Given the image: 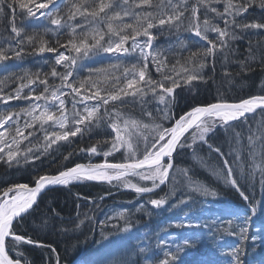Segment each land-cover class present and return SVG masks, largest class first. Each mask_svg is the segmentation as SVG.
<instances>
[{
	"label": "snow or ice",
	"instance_id": "snow-or-ice-1",
	"mask_svg": "<svg viewBox=\"0 0 264 264\" xmlns=\"http://www.w3.org/2000/svg\"><path fill=\"white\" fill-rule=\"evenodd\" d=\"M62 3L67 4V10L63 14L59 7ZM17 6L21 14L33 21H39L40 18L47 19L51 25L57 26V32L61 28L68 27L71 38L63 44L57 39L56 46H52L44 39V34L52 29L45 27L44 34L37 32L28 34L24 28L16 26ZM5 7L9 9L12 17L9 23L14 36L7 38L6 43L0 40V64L10 59L20 60L24 55L36 56L43 53H54L55 59L54 66L50 73L44 74L43 80H40L39 73L34 74L36 79L33 80L26 72L24 76L15 78L20 80L27 78V84H21L6 95L3 94L5 80H0V102L7 105L10 100H25L29 103V107L21 108L17 112L9 110L6 114L0 113V128L3 129L0 131V162L11 167L13 164H19L21 159L26 163L30 160L38 161L40 155L47 153L52 145L59 146L58 142L70 143L72 138L78 136L83 138L85 132L91 133L94 128L104 127L111 132L108 139L98 140L87 148L78 149L80 153H86L91 158L101 155L99 146H106V150L102 152L105 157L102 162L74 163L71 167L59 164L55 174L40 173L39 169H36L37 174L30 178V182L12 183L0 188V264H30L24 253L19 250L22 245L51 248L50 245H44L30 236L18 234V229L28 222L33 233L38 236L40 230L55 227L57 220L64 219L60 211L52 206V201L44 202V206L41 207L44 194L56 187L70 188L84 181L109 184L116 181L124 188L134 190L137 195L151 196L161 185L172 183L173 188L170 193L147 202L158 208L167 203L169 195L176 194L175 174L179 172L186 178L187 192L173 207L191 204L196 194L216 196L215 191L199 181H193L188 176L189 169H181L175 164V159L186 148H192L193 158L200 160L201 158L195 155L194 148L198 143L207 145L210 154H218L221 161L219 171L223 174L224 181L233 187L242 199L248 200L239 183V177L234 178L236 169L233 165L236 161L230 163L219 147L208 143V136L218 126L227 130L232 122L246 121L247 114H255L257 110L264 113V95H252L236 101L217 98L213 103L190 107L178 117L173 109L177 106L176 90L182 85L203 80V69L206 67L211 66L215 72L217 55L230 48L231 42L241 39L238 31L246 33L250 30H264V15L248 19L250 10L258 8L264 13V0H176V2L173 0H0V13H4ZM77 15L90 24H96L97 27L90 28L88 32L78 33L77 29H82L83 26L71 23ZM126 17L133 19L134 22L126 23ZM185 25L187 31L193 33L200 41L206 42L205 47L197 48L188 58L192 62L199 60L197 69L194 70L195 74H190L187 68L177 72L175 65L166 72V60H161L157 53L151 51L155 39L153 30L161 26L175 27L179 30ZM27 48H31V52H28ZM137 51L138 63L124 68L125 86L123 87L105 88L102 94L101 89L97 88V81L91 79L92 70H89V77L83 80L77 81L74 76L79 61L92 54L103 52L112 54L119 60L123 56H133ZM251 51L250 43L249 52ZM150 62L160 79L152 78L149 71ZM252 62H256L255 56H252ZM259 62L264 66V54L260 56ZM55 65H63L65 72H57ZM242 70L251 69L246 62H242ZM13 75L10 74V77ZM230 75L227 71L224 72L226 78ZM49 76L53 79L59 78L60 84H49ZM36 80L44 86L43 91L34 95L35 90L30 89L27 95H22L23 89L34 84ZM116 82L119 84L120 78H117ZM81 89L84 91L81 92ZM149 94L157 99L163 108L157 107L155 115L151 111L144 110L142 114L147 123L143 120L125 119L122 111L115 107L117 104L124 105L127 97H132L133 100L139 97L143 104L144 98ZM67 96H72L71 120L66 114ZM40 101H43V104L39 103ZM49 101L58 103H49ZM77 104L81 105L80 109H77ZM110 106L111 111H109ZM21 113L30 118V120L25 119L23 127L18 122ZM46 124L59 130L46 132L44 153L35 155L31 148L26 149L24 153L12 149L13 144L19 145L18 137L27 140L28 136L34 135L37 125H39L38 130L46 131ZM13 125H15L14 134L7 135L8 128ZM130 126L137 130L135 139L132 133L128 132ZM25 129H33V131H29L25 136ZM114 153H122V160L110 161L108 157H112ZM74 155L76 150L64 155L63 161L71 163V157ZM254 168L260 169L261 178L264 179V165L255 164ZM129 176H138L141 181H151V186L132 183L128 180ZM142 208L141 205L138 210ZM252 211L254 212L255 209L253 208ZM126 215L125 209L100 221L102 233L103 227L110 224L114 218L125 220V226L119 228L118 225L112 224L113 228L120 233H130L131 224L127 223ZM32 217L35 219L30 221L29 218ZM186 218L187 214L181 218L186 221L183 226L201 227L198 219L190 222ZM233 218L240 219L234 214ZM249 219L250 217H245L241 223L235 225L229 221L231 234H238L242 242L248 239L246 225ZM83 222L80 220L76 227ZM204 227L210 226L204 225ZM59 230L67 231L63 227ZM189 245L190 241L185 239L183 246L177 244L176 251L173 252L168 249L167 240H159L158 247L163 252V258L156 264H175L178 259L176 253L183 251V247ZM51 251L56 252L54 248H51ZM145 252L146 249L139 247V244L129 246L124 255L114 257L110 264H136L132 257ZM242 253L243 249L239 245L232 248L228 253L230 264H243ZM56 261L59 264L58 254ZM145 264L151 262L146 260Z\"/></svg>",
	"mask_w": 264,
	"mask_h": 264
},
{
	"label": "trees",
	"instance_id": "trees-1",
	"mask_svg": "<svg viewBox=\"0 0 264 264\" xmlns=\"http://www.w3.org/2000/svg\"><path fill=\"white\" fill-rule=\"evenodd\" d=\"M173 2H176V0H173ZM59 7L62 14L67 10V4L65 3H63ZM220 7L222 10V5H220ZM20 13L21 12H19L18 15H20ZM261 15H264V13H262L258 8L255 10H250V12L248 13V19L259 17ZM11 19L12 17L9 13L8 8L4 10V13H0V40H4L5 43L7 42V38H11L12 36H14V34L11 33V24L9 23ZM125 22L133 23L134 21L133 19L126 17ZM15 23L17 27L24 28L28 34H32L33 32L44 34V29H41V27L43 26V24L50 22L44 21V23H41V21H34L36 25L31 26L30 28L23 26V20L21 18H15ZM71 23L74 25L83 26L82 29H77L78 33L80 31L88 32L90 28L97 27L96 24H90L89 21L81 19L78 15L76 16L74 21H71ZM1 25H3V29L1 28ZM29 25L32 24L30 23ZM153 35L155 36V39L153 41L154 48L151 51L157 53L161 60H166V72L175 65L177 72L182 71L181 68L185 67L188 69L190 74H195L194 70L197 69V67H195L193 65V62L189 61L188 58L190 57L192 52H195L197 50V48L205 47L206 42L200 41L199 38L195 37L193 33L187 31L186 25L182 26L179 30H177L175 27L170 28L168 26H161L153 30ZM238 35L241 36V39H237L234 42H231L230 48L225 49L223 52L217 55L215 72H213L211 66L206 67L203 69V80H196L189 85H182L181 88L176 90L175 95L177 106L173 109L174 113L182 114L190 107L213 103L217 98L236 101L238 99L247 98L248 96L252 95H264V90H262V85H264V70H262V67L264 66H262L259 62L260 56L264 54V30H250L246 33H240L238 31ZM69 38L71 37L68 34H65L62 28L57 32L56 27H53L52 31H48L46 34H44V39H46L52 46H56L55 41L57 39H59L61 44H63ZM13 43H15V41H13ZM250 43L252 49L251 53L249 52ZM26 50L28 52H31L32 49L27 48ZM73 55H75V53H73ZM252 56L256 57L255 63L252 62ZM54 59V55H24L18 62V68L5 71V74H3V77L0 79L3 80L8 77V79H5V81L8 83L18 82L19 85L27 84V78L23 80L15 78L17 76L22 77L27 72L30 74L33 80L36 79L34 75L36 73H39L40 80H43L44 74L50 73L52 67L54 66ZM149 59L151 61V57ZM194 62H199V60L197 59ZM242 62H246L248 68L251 70H242ZM136 63H138V59L135 57L126 56L124 57V59L119 60H117L116 58H111V60H109L107 64L102 63L89 69L87 67H78L76 72L74 73V76L76 77L77 81L83 80L89 77V70H92L91 79L93 81H97V88H100L102 94H104L103 89L105 88L111 89L112 87L125 86V82L123 80L124 68L130 67L132 64ZM113 65H116L117 67L114 68L112 67ZM55 67L57 72H65V68L63 67V65H55ZM149 71L151 72L153 79H160V76L155 72V69L151 62L149 63ZM225 71L231 74L227 78L224 76ZM10 74L14 75L10 77ZM117 78H120L119 84H117L116 82ZM48 83L60 84V80L59 78L53 79L49 76ZM33 85L35 86L34 94H39L43 91L44 86L39 83V80H36ZM17 86L18 85L16 84L11 85L5 90V93L11 92ZM4 87L5 84L3 86V89ZM83 91L84 89H81V92ZM27 94L28 91L27 88H25L22 92V95ZM153 99V96L149 94L144 98V103L141 104L139 97H137L135 100H133L131 97H128L127 102L125 103V105H123V107L119 104L115 105V107L120 109L121 111L126 108H133L132 115L144 117L142 114L144 110L156 113L157 107L163 108ZM65 108L67 110L66 114L69 115V119H71V113L73 111L72 96H67L65 101ZM80 108L81 105L77 104V109ZM109 111H111V106L109 108ZM0 113H3L1 109ZM23 125L24 124L22 122V127ZM230 128L234 127L231 126L227 130L221 127H217L213 138L209 139L211 140V143L215 147H219L222 152H229V154H231L229 155L230 162L236 161L234 165H238L239 162L243 163L245 160L244 158L247 159L250 155L249 144L253 141V139L251 138L249 140H246L245 138H240L239 140L238 135L232 134L237 133L238 130L235 129L231 132V134H229L230 130H232ZM36 129L37 130L34 131V135L28 136L27 140L18 137L17 139L20 140L19 148H15L16 145L13 144L12 149L14 151L18 150L20 153H22L25 152L26 149L31 148L35 155L44 153V149L46 146L44 136L46 135V132H51L59 129L49 127V125L47 124L45 125L46 131L38 130L39 125L36 126ZM29 131H33V129H25V136L28 135ZM110 132V129H105L104 127L100 129L94 128L91 133L85 132L83 138L79 136L72 138L70 143L58 142L59 146L52 145V147L48 149L47 153L40 155V160L38 161L30 160L26 163L24 159H21L19 164H13L11 167L6 164L4 165L3 162H0V188L7 187L12 181H20L23 183L30 182V178L37 174V172L35 171L36 169H39L40 173L49 172L55 174V171L57 170V166L59 164H64L67 167H70L74 163L78 162L99 161L102 155V151L106 150V146H99L101 155L92 156L91 158L86 153H80L78 149L87 148L92 144H95L98 140L108 139ZM237 140L238 144H236ZM228 145L231 146V150L227 147ZM237 146L241 148V150L240 152L235 153L234 151L236 150ZM199 149H203V153H205V155L207 156V160H204L206 162H209L208 159L211 160L212 153H209L208 147H204L201 145L198 147V150ZM74 150H76V155L71 157V163L63 161V156ZM192 150V148H189V150H187L186 148L184 149L186 154L181 153V155L185 157L189 155ZM192 154L193 153H191L190 155ZM239 155L241 156L242 160L238 158ZM191 157L192 156H190V159ZM116 159L122 160V153H119ZM183 159L184 163L178 164V162H176L175 164L181 169H189L188 176H191L193 179H195L194 181H199L209 189H211L210 185L213 184L215 188L219 189V191H215L216 193H218L216 196L196 194L194 195L193 202L191 204L173 207V205H176L177 201L185 196V193L187 192L186 178L182 175V173L179 172L175 174L176 194L169 195L167 203L158 208L152 206L147 202L150 199L160 198L166 193H170L173 188L172 183H169L166 186H163L162 188L156 190L155 194L151 196H137V194L131 190L120 191L114 187L112 188V183L118 184L123 187L116 181L112 182L111 184L107 182L84 181L75 184L70 188L56 187L48 193L49 197L46 196L45 198H49V200L52 201V206L60 211L62 217L68 219H70L71 217L72 219L70 220L73 223L79 222L80 220L84 219L86 221V224H84L83 226L81 225V230L86 229L85 234L87 233L86 236L90 237V241L84 246L82 244H53L54 249L56 250L55 253L51 251V248L42 249L32 245H22L20 246L19 250L24 253L27 260H32V264H55V262L57 263V254L59 255V264H76V259L79 258L80 255H82L80 252H76L78 248L83 247L84 251L89 252L94 250V248L96 247V244H90L93 240V230L97 232V230L94 229L96 225L94 224V221L98 220L100 225V221H104L106 217L114 216L116 212L126 209L127 223L131 224V230L135 234L141 231H145L148 234L153 230L164 232L168 229L169 225L184 228L186 227L183 226L184 223L175 225L171 222L176 221V217L187 214V220H189L190 222L198 219L201 224L210 226L207 230L210 231L209 237H211V239H215V235H217V237L218 235H225V238L218 242V244H205L203 241H200L199 244H190L189 246L183 247V251H179L176 253L178 259L176 260L175 264H230V256L228 255V253L237 245H239L243 249L242 260H245L246 264H248L251 259L256 261L258 256L264 257V245H254V243L251 241H249V244H245V241L242 242L238 234H231L232 230L229 229L228 217H223L222 215H218V217H215V212L209 214L208 210L212 202L215 204H219L220 206L231 204L232 206L243 208L244 202L238 199L237 193L235 191L232 192L231 188L227 184V187L223 188V185L219 183V185L221 186L219 187L214 181L211 180L210 176H205L203 172L207 174V172L210 171L207 166L204 165L206 164V162H204L203 164L200 161L201 165H198L200 167L199 169L197 166L198 163L195 159H193L192 161L187 158ZM185 159L189 160L190 162H186ZM238 159L239 161H237ZM247 162L248 161H245L244 165ZM193 168L200 170L197 175H193ZM251 171L252 169L248 171L250 172V175H252ZM214 173L217 174V172ZM218 174L220 175V177L221 175L223 176L220 171ZM210 175L212 176V174ZM131 178L134 179V177ZM247 180L248 184L244 187L245 191L246 189H248L249 195L251 193V195L254 197L255 202H260V198L258 197V195H256L255 189H249V185L252 187L256 185L251 183V179L247 178ZM220 182L224 183L223 181ZM140 186H143V183H141ZM144 186L150 187L151 182H145ZM244 189L242 188L243 191ZM252 196H249V198L251 199L252 204H255ZM102 197L103 199H101ZM207 199L211 200V204H207ZM49 200L43 199L42 207L44 206V202H47ZM77 204L80 205V215H78V218L76 217ZM141 205L143 206V208L138 210L139 206ZM64 206L66 208H64ZM262 207L264 208V200L263 204H261V211ZM203 211H205V214H202ZM260 214L262 215V213ZM245 217H250L251 219V216H249L247 213ZM250 219L248 221H250ZM112 221V224L118 225L119 228H123L125 226V220L114 218ZM254 221L256 223V226H259V228L263 229L262 232L258 234L262 238H264V214L263 216L259 215L255 217ZM241 222L242 221H239V219H236L232 223L233 225H235ZM155 226H157V228L154 229ZM108 227H110V229L103 231L102 236L110 235V237H113L114 234L118 231L112 226ZM19 231L20 233H22L24 230L23 228H19ZM77 232L78 231H76L75 233ZM195 233L196 235L200 236L201 239H204V237L207 236V234L201 230H197L195 231ZM55 239L57 240L59 239V237ZM176 245L177 244H168V249L175 252ZM179 245L183 246V244ZM245 247H247V252L244 256L243 254ZM145 249V253H142L139 256L132 257L136 264H145L146 260L150 261L151 264H156L158 260L163 258V252L161 251V248L158 247V244H156L155 248L145 247ZM43 255L46 256L45 263ZM82 256L84 258L86 257L85 255ZM107 259L109 261L108 264H110L113 258L109 256Z\"/></svg>",
	"mask_w": 264,
	"mask_h": 264
},
{
	"label": "rangeland",
	"instance_id": "rangeland-1",
	"mask_svg": "<svg viewBox=\"0 0 264 264\" xmlns=\"http://www.w3.org/2000/svg\"><path fill=\"white\" fill-rule=\"evenodd\" d=\"M24 19L27 22V18H24ZM2 22H5V21H2ZM31 22L34 23L33 20H31ZM1 28L3 29V25H1ZM137 55H138V51H137ZM84 59L85 58H83L81 61H79V65H81V66H86L87 65V60H84ZM198 64H199V62H193V65L195 67H197ZM184 68L185 67H182L181 70H183ZM3 70H5V69H3ZM0 80H2V79H0ZM3 80H5V79H3ZM13 84L18 85L17 87L20 86L18 82H13V83L12 82L11 83L6 82L5 83V87L3 89V94L4 95L8 94V93H5V90L7 88H9ZM25 88H27V91H29L31 89L30 88V85L28 87H25ZM11 92H13V90ZM127 98H126V102H127ZM153 100L159 104V102H158L157 99L154 98ZM8 102H7L8 103L7 105H5L4 103L0 102V108L5 109V111H6L5 113L3 112L4 114H6L7 113V110L10 109V108H11L10 109L11 111L17 112L21 108H27V107H29L28 101H25V100H10ZM39 103H42L43 104V101L42 102H39ZM55 103H58V102H55ZM159 105H161L163 107L162 104H159ZM122 107H123V105H122ZM132 110H133V108L132 109L126 108V109L122 110L123 117L125 119H129L130 121L131 120H137V121L143 120L145 123L148 122L144 117L132 115V112H133ZM152 113L153 114H156L154 112H152ZM175 114H176L177 117L180 115V114H177V113H175ZM21 117H23V118H21ZM25 119H29L30 120V118L29 117H26L24 113H21L20 114L19 121H18L19 122V125L21 127H22V122L24 124ZM120 123H122V121H120ZM165 126H169V125L168 124H165ZM231 126H233L234 128H230L232 130H230L229 134H231V132L233 130L237 129L238 132L237 133H232V134L238 135L239 140H240V138L241 139H244L245 138L246 140H249L251 138L253 139V142H254V146L253 147L254 148L251 151L252 153H251L250 159H249L250 164H252V167H251V169L253 171L252 179H255V181H258V185L264 184V179L261 178L262 177V173H261L260 169L259 168H254V165L255 164H262V165H264V113H262L259 110H257L255 114H252V116L247 115L246 121H239L236 124H233ZM14 129H15V125L9 127L8 128V134L7 135L14 134ZM2 130L3 129L0 128V131H2ZM128 132L132 133L133 139H135L137 130L135 128H133V127L130 126L129 129H128ZM215 132H216V130L213 133H210L209 136H208V138H213ZM236 144H238V140H237V143ZM199 146H200L199 143H198V145H194L195 155L201 158L200 160L195 159L197 161V163H198L197 166L198 165H201L200 164V161L204 164V162H206L204 159L207 160V156L205 155V153H203V149H201V150L199 149L198 150V147ZM227 147L230 150L232 149L231 146H229V145ZM15 148H19V145L18 146L16 145ZM238 149H239V147L237 146V148H236L235 151H238ZM187 150H189V148H187ZM220 151H221V149H220ZM22 153H24V152H22ZM191 153H193V154L190 155ZM191 153H189V155H187L185 157L182 156V155H180V157L182 158V160H184L183 158L190 159V156H192L191 159H190L192 161L194 159L193 158V156H194L193 150H192ZM118 154L119 153L113 154V156H112L113 158L112 157H108V159L109 160L112 159L111 160L112 162L113 161H117L115 158L117 157ZM211 156H212L211 157V160L208 159L209 162H206V164H204L205 166H207V168L210 171H208L207 174L205 172H203V174L205 176H210L211 177V180L214 181L219 187H221L219 185V183H221L223 185V188H226L227 185H228L231 188L232 192L233 191L237 192L233 187H231L229 184H227L224 181L222 175L220 177V175L218 174L219 173V169L218 168H220V166L215 165V163H216V157L213 154ZM104 159H105V157H103V155H101V157H100L99 160H100V162H102ZM187 159H185V161L186 162H190ZM88 162L89 161H87L86 163H88ZM94 162L95 163H98V160L97 161H94ZM91 163H93V162H91ZM4 165H5V163H4ZM240 166H242V165L239 163L237 165V167L239 168ZM198 168L200 169L199 166H198ZM240 170L241 169H238V173L236 175L237 177H239L241 175ZM199 171L200 170L193 168V175H197L199 173ZM214 172H217V174H215ZM210 174H212V176ZM182 175H184V174L182 173ZM131 177H134V179H132ZM250 178H251V175H250ZM128 180H130L132 183H137V184L143 183V186L145 185V182H147V181H141L138 176H129L128 177ZM220 181H223L224 183H222ZM148 182H151V181H148ZM255 184H257V183H255ZM210 188L213 191L219 190L218 188H215V186H213V184L210 185ZM247 195H249L248 191H247ZM249 196L251 197V195H249ZM237 197H238V199H240V195H237ZM258 197L260 198V202H262L263 201V197H264V187L262 189V192L259 193ZM238 199H236V200H238ZM206 201H207V204H211V200H208L207 199ZM255 204L256 205H259L256 202H255ZM262 210H263V208H262ZM256 214H257L256 217L259 216V215L260 216H263V215H261L260 213L257 212V208H256ZM183 217H185V216H183ZM183 217L182 216H179V217L176 218V221L171 222V223L172 224H175V225H178L179 222H177V221L181 220V222H183L185 220V219H181ZM83 221L85 222L84 224H86V221L85 220H83ZM74 223L76 224L77 222H74ZM112 223H113V221L110 224L105 225L104 227L107 228L108 226H111ZM76 230L77 231L78 230H81V228L80 227L79 228L77 227ZM96 230H97V232L93 230V232H94L93 240L90 243V244H96V247L94 248V250L89 251V252L84 251L83 250L84 249L83 247L82 248H78L76 250V252L77 253L80 252L82 255H85L86 257L84 258L82 255H80V257L76 259V264H105V263H103L104 257L106 259L109 256H111V257L113 256L112 258H114V257L118 258L119 256L124 255L126 253V250L129 247L127 244H125L123 242L116 241L113 237H110V235H104V236H102V230H101V227H99V226H96ZM250 230H255V231H253L252 233H250V237L251 238H248L247 240H245V243L248 244V241L250 239V241L253 242L254 245H257V244L264 245L263 244L264 243V238H262L258 234V233H261V232H258L260 230V228L258 227V229H257L255 226L254 227L251 226L250 227ZM81 231H82L81 232L82 234H84L85 236L87 235V233L85 234L86 229L81 230ZM105 237H106V239H105ZM253 237H255V239H253ZM86 239H87L88 242L90 241V237H87L86 236ZM85 243H86V240H85ZM115 250L116 251H120V253H117L118 256L116 255V253H115L116 251ZM256 258H257V256H256ZM108 263H109V261H107L106 264H108ZM55 264H57V263L55 262ZM248 264H264V257L258 256V259L256 261H254L253 259H251V261Z\"/></svg>",
	"mask_w": 264,
	"mask_h": 264
},
{
	"label": "bare ground",
	"instance_id": "bare-ground-1",
	"mask_svg": "<svg viewBox=\"0 0 264 264\" xmlns=\"http://www.w3.org/2000/svg\"><path fill=\"white\" fill-rule=\"evenodd\" d=\"M62 30H64L65 34L69 35V28L68 27H64V28H62ZM0 109L4 113L6 112L5 109H3V108H0ZM10 109H8L7 111H9ZM236 123L237 122H232V125L236 124ZM208 143L212 144L211 140L209 138H208ZM201 145L204 146V147H207V145L200 144V146ZM253 146H254V142L252 141L249 144L250 155L252 153L251 152L252 149L254 148ZM240 150H241V148H239L238 151H234V152L235 153L236 152H240ZM243 151H245V150H243ZM181 153L186 154V152L184 150ZM223 153H225L226 157L229 159V152H223ZM212 154L216 157V163L215 164H217L218 166L221 167V161H220V157L218 156V154H216V153H212ZM250 155L248 156L247 159L246 158H244L245 160L243 159L244 160L243 163L239 162L242 165L239 168L237 167V165H233L234 169H236V171H234V173H235L234 174V178L237 177L236 175L238 173V169H241L240 170L241 175L239 176V183L242 185V188L244 189V187L247 186V184H248L247 178H249V179H251V183H253V182H254L253 184L257 183V184H255L256 186H253V187L249 185V189L254 188L255 191H256V195H259V193L262 192L264 184L258 185V181H255V179H252L253 171H251L252 175H251V178H250V172H248V171H250V169L252 167V164H250V162H249ZM238 158H240L242 160L240 155L238 156ZM177 159L175 160V163L176 162H178V164L184 163L180 156L177 157ZM237 161H239V159ZM245 161H248V162L244 165ZM189 177H191V176H189ZM242 177H243V179H242ZM191 179L193 181L195 180L192 177H191ZM12 183H23V182L12 181L10 184H12ZM163 186H166V185H161L160 188H162ZM111 187L112 188L114 187V188H116L117 190H120V191H126L123 187H121L120 185L115 184V183H112ZM164 189H165V187H164ZM247 191H248V189H246V191L244 189V193H245L246 196H248L247 195ZM49 192H51V191H48L47 193L44 194V196H43L44 200L45 199L49 200V198H45L46 196L49 197V194H48ZM250 195H251V193H250ZM252 199H253V201H255L253 196H252ZM240 200L242 202H244L243 209H244L245 215H243L241 217L242 219L245 218L246 213L249 216H251V218L252 217L253 218L256 217V215H257L256 214V208H257V212L258 213H262V215L264 214V211H263L264 208L262 207L263 210L262 211L260 210L261 209V204H263V201L262 202L257 201L256 203L259 204V205L252 204L251 199L249 198V196H248V200H244V199H242V197H240ZM263 200H264V197H263ZM42 204L43 203H41V207H42ZM64 208H66V207L64 206ZM253 208L255 209L254 212L252 211ZM76 210H77L76 215H78V214L80 215V205H79V208H77V206H76ZM32 219H35V217L29 218L30 221ZM70 219H72V218L70 217ZM70 219L64 218L62 221L61 220H57L55 222V227H52L50 229L40 230L38 236L35 233H33L32 228L29 226V223L25 222L23 224V227H22L24 231L22 233H20V231L18 229V234L30 236L34 240H39L44 245H50L51 248H54L53 244H82L83 246L88 244L86 236L81 233L82 232L81 230H78V232L75 233L77 231L76 230V228H77L76 225L77 224L73 223ZM82 220H84V219H82ZM94 222H95L94 224H96L94 229H96V226L101 227V225H99V221L98 220L94 221ZM77 223L79 224V222H77ZM81 225L83 226L84 223L79 225L80 228H82ZM200 225H201V227H191V228L190 227L181 228V227L169 225L168 229L166 231H164V232L154 231L153 230L152 232H150L148 234L145 231H141L138 234H135V233L132 232V230H131L130 233H127V234L126 233H118V232H116L114 234L113 238L116 241H118V242H123V243L127 244L128 246H135V245L139 244L140 247H144V248L145 247L146 248H155L156 244H159V240H167L168 244H183V241L185 239H187V240L190 241V244H199L200 241H203L205 244L214 245V244H218V242H220L221 240H223L225 238V235H218V237H217V235H215V239H211V237H209V232L210 231L207 230L208 227H204V225H206V224H201V222H200ZM251 226H252V222L248 221V223L246 225L247 231L250 229ZM61 227H63L67 231H65V232L60 231L59 229ZM155 228H157V226H155L154 229ZM108 229H110V227H107V228L103 227V231L108 230ZM197 230L204 231L207 234V236L204 237V239H201V237L196 235V233H195V231H197ZM262 230L263 229L260 228L259 232H262ZM57 237H59V239L56 240L55 238H57ZM194 237H195V239H194ZM85 240H86V243H85ZM39 248L46 249V248H49V247H39ZM43 259H44V263H45V259H46L45 255H43ZM28 261L30 262V264H32V260H28ZM107 261H108V259H106L104 257L103 263L106 264Z\"/></svg>",
	"mask_w": 264,
	"mask_h": 264
}]
</instances>
